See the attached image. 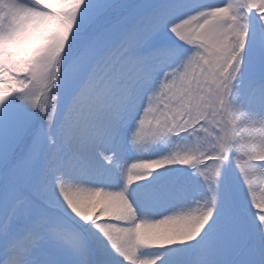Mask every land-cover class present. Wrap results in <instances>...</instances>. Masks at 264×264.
I'll list each match as a JSON object with an SVG mask.
<instances>
[{
	"label": "snow or ice",
	"instance_id": "obj_1",
	"mask_svg": "<svg viewBox=\"0 0 264 264\" xmlns=\"http://www.w3.org/2000/svg\"><path fill=\"white\" fill-rule=\"evenodd\" d=\"M264 0H0V264H264Z\"/></svg>",
	"mask_w": 264,
	"mask_h": 264
},
{
	"label": "rangeland",
	"instance_id": "obj_2",
	"mask_svg": "<svg viewBox=\"0 0 264 264\" xmlns=\"http://www.w3.org/2000/svg\"><path fill=\"white\" fill-rule=\"evenodd\" d=\"M214 2H219V0H214Z\"/></svg>",
	"mask_w": 264,
	"mask_h": 264
},
{
	"label": "bare ground",
	"instance_id": "obj_3",
	"mask_svg": "<svg viewBox=\"0 0 264 264\" xmlns=\"http://www.w3.org/2000/svg\"><path fill=\"white\" fill-rule=\"evenodd\" d=\"M261 186L264 187V184H262Z\"/></svg>",
	"mask_w": 264,
	"mask_h": 264
}]
</instances>
